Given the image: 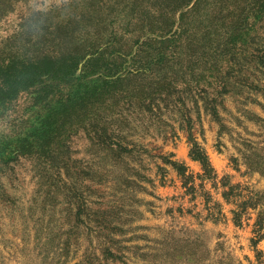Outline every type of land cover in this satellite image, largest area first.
<instances>
[{"label": "rangeland", "instance_id": "374dc122", "mask_svg": "<svg viewBox=\"0 0 264 264\" xmlns=\"http://www.w3.org/2000/svg\"><path fill=\"white\" fill-rule=\"evenodd\" d=\"M263 166L264 0H0V264H264Z\"/></svg>", "mask_w": 264, "mask_h": 264}, {"label": "trees", "instance_id": "16d2710c", "mask_svg": "<svg viewBox=\"0 0 264 264\" xmlns=\"http://www.w3.org/2000/svg\"><path fill=\"white\" fill-rule=\"evenodd\" d=\"M73 75H70L69 77H72ZM69 81H73L71 83V85L76 86L73 90H79V91H88L90 85L93 83L91 80L92 79H88V78H83L81 76L76 77V80H74L73 78L68 79ZM224 86V85H223ZM225 88L222 87V90H224ZM222 90L219 91L220 94H223ZM192 155L195 159H198L201 163H202V167H203V174H201V176H207V177H213L215 175H213L214 173V168L211 164V161L209 160L208 155L203 151V149L201 148V146L197 143L194 142V146L192 149ZM175 164V163H174ZM180 173L183 175V183L184 186L187 187V190H191V189H195V177L191 174H187L186 173V167H182V166H177ZM263 170H264V166H263ZM259 239V238H258ZM255 239H254V243H255ZM108 253H111V249L107 248Z\"/></svg>", "mask_w": 264, "mask_h": 264}]
</instances>
